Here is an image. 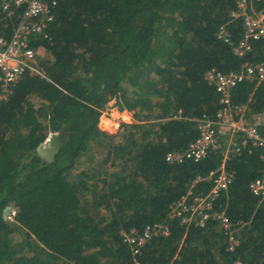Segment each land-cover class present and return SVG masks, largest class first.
Here are the masks:
<instances>
[{"label": "trees", "instance_id": "obj_1", "mask_svg": "<svg viewBox=\"0 0 264 264\" xmlns=\"http://www.w3.org/2000/svg\"><path fill=\"white\" fill-rule=\"evenodd\" d=\"M42 1L56 3L46 37L31 43L48 54L39 63L45 77L25 74L0 104V264H264V201L249 190L263 169L259 149L248 144L225 163L233 180L212 211L224 213L229 230L213 219L196 226L168 216L189 187L207 192L208 182L192 183L222 162L214 151L199 161L165 160L199 136L197 119L221 108L204 74L264 59L262 42L239 58L217 37L222 25L231 42L242 37V23L230 18L236 0ZM253 5L264 12V0ZM20 12L7 18L0 10L5 37ZM111 100L135 122L120 125V143L98 125ZM231 103L261 111L264 81L239 84ZM62 126L66 142L47 163L36 147ZM93 149L107 159L79 168ZM10 205L12 221H4ZM155 223L168 234L132 256L121 233ZM229 234L238 241L232 251Z\"/></svg>", "mask_w": 264, "mask_h": 264}, {"label": "built area", "instance_id": "obj_2", "mask_svg": "<svg viewBox=\"0 0 264 264\" xmlns=\"http://www.w3.org/2000/svg\"><path fill=\"white\" fill-rule=\"evenodd\" d=\"M254 0H236V7L230 13L231 21L242 23V37L233 43L230 41L225 25L217 33L218 39L231 46L232 53L244 58L252 52V42L264 45V12L257 11ZM55 1L46 3L42 0H0V10L7 18L20 12L18 21L11 28V36L5 37L0 32V104L7 100L13 86L25 75L45 77L38 56L45 51L41 46L31 45L37 36L46 37L45 31L53 20ZM205 81L214 87L219 95L220 110L215 118L197 119L199 136L189 144L183 153H169L165 160L168 163H180L184 159L199 161L209 152H218L222 157L220 166L209 172L206 177H197L192 186L199 181L210 184L207 192H194L189 187L185 196L174 203L168 212L170 219H177L183 225L203 226L207 220H215L222 228L229 230L231 224L223 212L212 211L216 198L228 189L232 183L233 173L226 170L225 163L238 156L248 144L260 150L259 159L263 164L261 175L249 183L250 192L264 201V104L261 111L251 114L247 105L231 103V92L239 84L264 81V59L257 62H244L238 72L223 74L210 69L204 74ZM131 120L133 113L122 111ZM100 128V127H99ZM56 133H49V137ZM167 226L155 223L147 225L142 231L122 232L123 242L132 256L140 253L141 248L157 235H167ZM238 245L237 239L229 234L228 250ZM134 264H147L134 260Z\"/></svg>", "mask_w": 264, "mask_h": 264}, {"label": "rangeland", "instance_id": "obj_3", "mask_svg": "<svg viewBox=\"0 0 264 264\" xmlns=\"http://www.w3.org/2000/svg\"><path fill=\"white\" fill-rule=\"evenodd\" d=\"M47 59H48V54L46 53V51H40L38 56L39 63ZM122 113L123 112H119L117 107L114 106V100H111L106 104V107L103 111V115L101 116L98 124L100 127L99 129L101 131L115 137V143H120L122 140L121 136L119 135L120 125L122 123L124 124L135 123L133 118L130 120L129 117L126 118L127 115L125 116V114ZM105 152L102 153L98 149H93L91 153H89L90 156H92L91 161H89L86 158L81 159L80 160L81 165H79V168L82 167L83 169H85L89 167V165L91 164H94L95 167H98V165L100 166V164H102L104 160L107 159ZM104 166L108 167L109 164H105ZM12 215L9 217V221H12ZM18 235H15L16 239L20 238Z\"/></svg>", "mask_w": 264, "mask_h": 264}, {"label": "water", "instance_id": "obj_4", "mask_svg": "<svg viewBox=\"0 0 264 264\" xmlns=\"http://www.w3.org/2000/svg\"><path fill=\"white\" fill-rule=\"evenodd\" d=\"M116 86V85H115ZM68 136V127L62 126L61 129L53 136L39 143L36 147V154L45 162L54 161L56 154L60 151L61 145L66 142ZM13 214V206H7L2 211V218L7 221Z\"/></svg>", "mask_w": 264, "mask_h": 264}, {"label": "clouds", "instance_id": "obj_5", "mask_svg": "<svg viewBox=\"0 0 264 264\" xmlns=\"http://www.w3.org/2000/svg\"><path fill=\"white\" fill-rule=\"evenodd\" d=\"M56 133H57V132H56ZM47 138H49V136H48Z\"/></svg>", "mask_w": 264, "mask_h": 264}, {"label": "crops", "instance_id": "obj_6", "mask_svg": "<svg viewBox=\"0 0 264 264\" xmlns=\"http://www.w3.org/2000/svg\"><path fill=\"white\" fill-rule=\"evenodd\" d=\"M126 116V115H125ZM126 118H127V116H126Z\"/></svg>", "mask_w": 264, "mask_h": 264}]
</instances>
